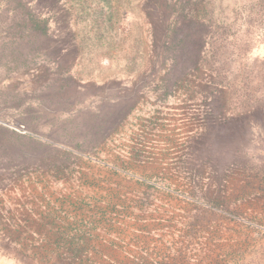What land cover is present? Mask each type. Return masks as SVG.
<instances>
[{
	"label": "rangeland",
	"instance_id": "obj_1",
	"mask_svg": "<svg viewBox=\"0 0 264 264\" xmlns=\"http://www.w3.org/2000/svg\"><path fill=\"white\" fill-rule=\"evenodd\" d=\"M213 78L232 87L216 156L240 157L223 208L162 188L140 211L137 178L201 154L187 91ZM137 258L264 264V0H0V264Z\"/></svg>",
	"mask_w": 264,
	"mask_h": 264
},
{
	"label": "trees",
	"instance_id": "obj_2",
	"mask_svg": "<svg viewBox=\"0 0 264 264\" xmlns=\"http://www.w3.org/2000/svg\"><path fill=\"white\" fill-rule=\"evenodd\" d=\"M213 22H216V20H213ZM168 33L171 32L168 31L167 34ZM213 79H209V82L206 81L205 84H203L207 86H202L201 84L200 85L198 84L199 88H195V86H193L192 82L190 81L188 85L189 89L187 91V96L190 98H193L194 95L196 94L201 95V101L198 102L195 101L196 102L195 104H199V105L201 104L199 108H197L199 109L198 111H200L201 114H203V111L207 110L208 117L205 118V121L203 123L200 122V125L199 122L198 123L196 122V120L199 119V117H197L198 115L192 117L191 122L195 124L194 126L197 128V132L195 135L194 134L187 135L188 138L184 139L185 142L183 143V145L185 146V149H187L188 151L190 150L191 152H194L196 150L198 152H201V154L191 156L183 160H177L176 162H180V163H177L176 165L182 169L176 171V176H173L174 179H172L171 176V177L162 178V180L159 179L160 181L150 182L144 176L137 178L135 184L137 185V188L135 189L136 194L132 198L137 199V201H135V204H137V208L140 211H142V209H147L148 205H152V201L157 202L158 199L161 198L157 190L160 189L162 191V188H169V189L171 188L170 190H174L175 192H177L179 196L183 197L186 202L198 204L199 205L198 207H200L201 210H206V211L209 210L210 212H215L216 208L217 209L220 207L223 208L224 204L222 200H224L227 197L226 194H228L229 192V190H227L228 188L227 184L229 183V179L232 177L234 170L237 169L236 166L240 165V161H239L240 157L236 158L233 152L235 151L236 153L237 151H239V148L233 147L231 149L229 148V146H226V151L232 150L229 156L226 155L216 156L217 150L221 146V143L218 141L217 133H216V131H219L221 129V126L216 124V122L217 119L220 120L224 116V114L228 113L229 111L227 106H228V102L231 101L228 98H229V90L232 87L228 88L223 86L224 79L221 80L218 79L213 80ZM218 82H219V86L217 85ZM201 83H203V81H201ZM196 99L197 96H195V98L192 100H196ZM184 105H188V104L185 103ZM194 122H196L197 124ZM136 145L139 148H137L138 151L136 154L131 153V155L134 156L131 158L132 160H135L136 157L139 158L140 152L144 153L142 149L143 143L139 142ZM239 145L242 146V149L240 151H242L243 148L246 146L243 144H239ZM202 148L203 150H201ZM202 152L205 155H203ZM165 155H167V152ZM138 158H136V160L139 161L140 159ZM116 169H118V167H116ZM207 169H210V173L208 174L206 172ZM206 175H208V177H206ZM180 179L183 182H178ZM212 186H216V188L211 189ZM154 193L157 196H155V198L150 200V196H154ZM118 206L120 205L116 204L112 206L111 212L116 210ZM122 208L124 207L122 206ZM124 211L122 212V215L125 214L127 218L132 217V214H130L129 211L126 210ZM151 217L152 216H148L147 218H144L143 215H139L138 217H134V219L150 220ZM198 217L199 216L195 217L188 225H185L184 222L179 221L185 227L182 231L186 233H188L189 231H195L196 219ZM156 221L157 218H155V222ZM156 227L157 225H155V228ZM156 230L158 231L159 228H156ZM141 232L145 233V235L147 236H149L151 233L150 228L148 226H145V228L142 229ZM168 260L164 264H168L167 263ZM137 261L139 262L138 264H140L142 259L137 258ZM148 264H153V263L149 261Z\"/></svg>",
	"mask_w": 264,
	"mask_h": 264
}]
</instances>
